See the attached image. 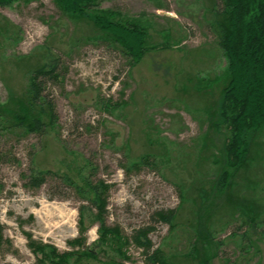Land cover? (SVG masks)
Returning <instances> with one entry per match:
<instances>
[{
  "label": "rangeland",
  "instance_id": "obj_1",
  "mask_svg": "<svg viewBox=\"0 0 264 264\" xmlns=\"http://www.w3.org/2000/svg\"><path fill=\"white\" fill-rule=\"evenodd\" d=\"M97 4L144 27L147 50L136 63L55 0L0 8V264H54L40 244L72 253L60 264H152L132 240L141 227L152 228L166 264H264V124L234 166L219 115L227 60L209 27L218 1ZM49 57L61 74L46 85L57 119L38 137L9 127V113L28 71ZM142 157L151 164L133 168ZM32 170L69 175L86 190L87 180L105 183L103 221L117 234L101 232L90 191L81 198L63 186L65 198L48 199L58 179L28 187ZM162 209H175L171 224L156 218Z\"/></svg>",
  "mask_w": 264,
  "mask_h": 264
},
{
  "label": "trees",
  "instance_id": "obj_2",
  "mask_svg": "<svg viewBox=\"0 0 264 264\" xmlns=\"http://www.w3.org/2000/svg\"><path fill=\"white\" fill-rule=\"evenodd\" d=\"M14 0H0V8ZM60 9L74 19L90 22L103 34V39L115 43L120 51L130 60V65L136 63L147 50L146 31L133 20L125 19L111 10L98 8L97 0H55ZM213 14L215 19L209 23L210 30L217 37V44L227 60L226 83L223 88V99L220 107L221 123L228 130L225 144L227 159L234 166H241L248 154L249 134L264 124V0H215ZM58 57L49 59L41 66L28 71L27 84L23 99L15 102L10 111L11 128H23L29 133L41 137L45 134L47 124L57 119L53 100L46 93L48 83H57L60 78ZM45 114L48 121L39 115ZM1 120V119H0ZM217 123H214L216 125ZM218 125V124H217ZM5 126L0 121V139ZM6 155L0 150V164L6 161ZM142 164H151L145 157L132 164L137 168ZM238 166V167H239ZM53 175L59 183L53 185V191L48 199L65 198L63 186L73 188L81 198L87 197L88 207L96 210V218L100 223L101 232L106 235L117 234L116 230L104 224L106 213L107 185L102 181L92 183L86 181L87 190L80 187L69 175H57L50 171L32 170L25 184L31 188L42 186L47 177ZM228 177L222 175L226 182ZM221 181L220 178H218ZM63 183V184H62ZM222 186L219 184L218 187ZM62 187V188H61ZM175 209L160 210L156 218L171 224ZM249 221V216H245ZM151 227H141L132 235L134 244L141 249L147 263L166 264L160 251L153 248L148 237ZM31 245V244H30ZM60 264L72 253H57L55 248L47 245L33 246ZM32 247V248H33ZM120 254L119 244L113 247ZM111 264H117L111 262ZM197 264H206V261Z\"/></svg>",
  "mask_w": 264,
  "mask_h": 264
}]
</instances>
